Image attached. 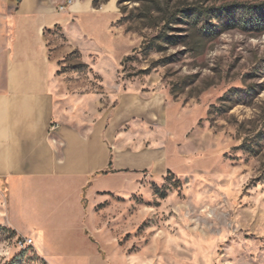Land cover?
I'll return each mask as SVG.
<instances>
[{
	"label": "rangeland",
	"instance_id": "1",
	"mask_svg": "<svg viewBox=\"0 0 264 264\" xmlns=\"http://www.w3.org/2000/svg\"><path fill=\"white\" fill-rule=\"evenodd\" d=\"M92 2L134 48L101 74L62 28L46 31L58 100L97 111L136 81L176 102L174 170L96 206L104 247L128 256L111 264H264V0ZM19 236L0 212V264H50Z\"/></svg>",
	"mask_w": 264,
	"mask_h": 264
},
{
	"label": "crops",
	"instance_id": "2",
	"mask_svg": "<svg viewBox=\"0 0 264 264\" xmlns=\"http://www.w3.org/2000/svg\"><path fill=\"white\" fill-rule=\"evenodd\" d=\"M63 1H0V212L50 264H111L128 256L104 247L96 206L174 170L176 102L163 88L127 81L110 107L64 106L46 31L62 28L66 48L101 74L113 75L134 44L114 27L113 8L74 0L59 11Z\"/></svg>",
	"mask_w": 264,
	"mask_h": 264
},
{
	"label": "built area",
	"instance_id": "3",
	"mask_svg": "<svg viewBox=\"0 0 264 264\" xmlns=\"http://www.w3.org/2000/svg\"><path fill=\"white\" fill-rule=\"evenodd\" d=\"M74 2V0H66L65 2H63L62 4H60L58 6V10L59 11H64L67 10L68 7ZM18 242L22 245V246H33V240L31 237H27V236H19L18 237Z\"/></svg>",
	"mask_w": 264,
	"mask_h": 264
},
{
	"label": "trees",
	"instance_id": "4",
	"mask_svg": "<svg viewBox=\"0 0 264 264\" xmlns=\"http://www.w3.org/2000/svg\"><path fill=\"white\" fill-rule=\"evenodd\" d=\"M128 59V57H126L123 61H122V65L124 64V62Z\"/></svg>",
	"mask_w": 264,
	"mask_h": 264
}]
</instances>
